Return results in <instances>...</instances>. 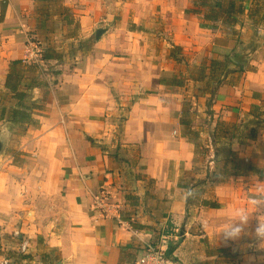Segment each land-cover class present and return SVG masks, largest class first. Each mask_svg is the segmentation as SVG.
I'll use <instances>...</instances> for the list:
<instances>
[{
  "label": "crops",
  "instance_id": "obj_1",
  "mask_svg": "<svg viewBox=\"0 0 264 264\" xmlns=\"http://www.w3.org/2000/svg\"><path fill=\"white\" fill-rule=\"evenodd\" d=\"M229 1L0 0V262L19 232L33 255L14 264H139L164 243L177 264H264L217 235L264 196V0Z\"/></svg>",
  "mask_w": 264,
  "mask_h": 264
},
{
  "label": "clouds",
  "instance_id": "obj_2",
  "mask_svg": "<svg viewBox=\"0 0 264 264\" xmlns=\"http://www.w3.org/2000/svg\"><path fill=\"white\" fill-rule=\"evenodd\" d=\"M195 190H184V199L193 198ZM218 238L222 245L238 244L245 238L251 243L244 245L264 251V196L249 197L246 205L235 207L229 218L218 226Z\"/></svg>",
  "mask_w": 264,
  "mask_h": 264
},
{
  "label": "trees",
  "instance_id": "obj_3",
  "mask_svg": "<svg viewBox=\"0 0 264 264\" xmlns=\"http://www.w3.org/2000/svg\"><path fill=\"white\" fill-rule=\"evenodd\" d=\"M201 1L204 4L211 2L213 4L219 5V4H223V2L225 0H201ZM243 10H244V1L243 0L240 1L239 5H238L237 0H230L229 1L227 12L229 13L230 16L237 15V14H243ZM34 63H36V62H34ZM19 64H20V62L12 63V72L10 73V76L7 79L6 87L10 90V94H12L13 98H15L16 100L21 102L26 97V95L24 93H21L18 89V87L20 85V81H21ZM37 64L38 63H36V65ZM168 84L181 86L184 84V82L182 80L178 82L176 80L170 79L168 81ZM6 98L10 99V96L7 95ZM10 110H11L10 114H11V117L14 119V122L17 121V119H19V118H25L26 122L23 124V126L24 125L29 126V123L31 122L32 119L30 116L27 115V113H26L27 109L24 106H22L21 103H19L15 108H11ZM6 111H7L6 106L4 107V109H2V111L0 109V112H1L0 113V119L1 120L4 119V115H5ZM189 112L190 111L184 112V115L182 117V125L188 129L191 128V123H192L191 116H190ZM33 123L35 124L34 121H33ZM218 129H219V124H218ZM189 133L192 134L191 129H189ZM205 204H207V203H205ZM130 224H133V223H130ZM13 256L14 257L17 256L23 260L29 258L27 256H23V255L17 254V253H13Z\"/></svg>",
  "mask_w": 264,
  "mask_h": 264
},
{
  "label": "rangeland",
  "instance_id": "obj_4",
  "mask_svg": "<svg viewBox=\"0 0 264 264\" xmlns=\"http://www.w3.org/2000/svg\"><path fill=\"white\" fill-rule=\"evenodd\" d=\"M34 47H36V49H37V46L36 45ZM6 100H8V99L6 98ZM211 117L213 119L214 115H212ZM19 121H21V120H19ZM23 122L25 123L26 120H24ZM199 124H202L200 126L202 128H205V129H210V128H213L214 127V126H212V122H208L206 125H204L203 122L197 123V125H199ZM11 128H12V126H11ZM13 130H15V132H14V139H11L9 141V145H10V147L11 146L12 147H19L20 144L23 142V136H24L23 131H24V129H21L20 130V129H17V128H13ZM7 141H8V138L5 139L4 136L1 135L0 142L2 144H7L8 143ZM10 238H13L15 240V241L13 240L14 241L13 244H14V247H15V252L14 251L5 252L6 255L4 256L5 257L4 259H8L10 261V264L17 263V260H20V261L23 260V259H21L19 257H16L15 258L13 256V253L21 254V255L27 256V257H30V256L33 255V252L31 250V248H32L31 243L29 242V240L27 238H25L24 234L21 235V233H20L19 236L16 235V234H13ZM24 243L27 244V248H26L25 251L23 250V246H22ZM165 247H166L165 246V243L163 245H160V244H156V245L155 244H148L145 247V249L152 248L155 251L159 252L160 254L167 256L168 254L171 253V250L166 249ZM168 257H170V260L172 258L171 261L174 262L175 264H177V262H175L176 258L174 256L168 255ZM25 260H27V259H25ZM24 261H22V262H24ZM25 263L31 264V263H28V262H25ZM40 264H54V263H52L48 259V260H46V263L45 262H41ZM139 264H140V260H139Z\"/></svg>",
  "mask_w": 264,
  "mask_h": 264
},
{
  "label": "built area",
  "instance_id": "obj_5",
  "mask_svg": "<svg viewBox=\"0 0 264 264\" xmlns=\"http://www.w3.org/2000/svg\"><path fill=\"white\" fill-rule=\"evenodd\" d=\"M16 235H20L19 232L15 233ZM23 250L25 251L27 248V244L24 243ZM172 260V258H171ZM170 260V257L168 255H162L159 252L155 251L152 248L145 249L143 255L140 258V264H175ZM176 262V261H175ZM0 264H10V261L8 259H3Z\"/></svg>",
  "mask_w": 264,
  "mask_h": 264
}]
</instances>
